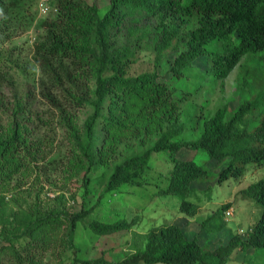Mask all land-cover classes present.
<instances>
[{
	"label": "trees",
	"instance_id": "trees-1",
	"mask_svg": "<svg viewBox=\"0 0 264 264\" xmlns=\"http://www.w3.org/2000/svg\"><path fill=\"white\" fill-rule=\"evenodd\" d=\"M33 5L34 0H0V43L34 30L28 48L39 74L34 94L58 112L67 127L72 170L84 169L85 177L103 168L99 176L106 181L96 204L124 186H143L147 171L153 168V156L159 155L166 158L167 167V183L160 195L178 199L180 213L194 218L198 205L192 201L196 198L192 183L214 179L223 183L240 177L248 164L262 165L264 82L249 80L252 70L264 78V0H109L102 15L95 1L49 0L58 14L40 19L31 12ZM143 51L155 53L154 70L130 75V67ZM5 52L0 51V64L14 68ZM168 53L174 55L171 62L165 60ZM245 57L256 67L249 71L248 62L243 66ZM237 67L243 71L237 79L239 102L233 110L224 104L205 114L207 104L195 105V122L173 120L182 116L185 105L196 102L204 88L223 83ZM162 68L164 74L159 72ZM4 80L0 74V85ZM11 97L10 104L0 99V212L10 182L17 175L20 179L29 175L41 143L27 125L28 93L24 101L15 94ZM83 110L87 116L78 125L76 113ZM169 112L173 116L155 142L137 152L118 151L120 137L130 129L144 133L142 128L147 130L150 121L164 120ZM3 116H7L5 123ZM146 133L149 136L152 131ZM187 133L193 138H180ZM184 150L203 152L217 163L216 169L223 167L216 173L193 160L179 159ZM240 195L261 209V217L216 248L189 240L177 225L168 224L150 229L141 245L116 263L82 259L75 247V232L92 209L81 205L71 212L62 205L45 212L20 210L12 215L13 224L0 216V258L10 264H46L45 249L63 236L61 244L73 254L71 264H229L237 250H264V179ZM230 206L208 216L202 228L207 233L221 231ZM139 219L93 220L87 227L97 237L108 236L131 230Z\"/></svg>",
	"mask_w": 264,
	"mask_h": 264
},
{
	"label": "rangeland",
	"instance_id": "rangeland-1",
	"mask_svg": "<svg viewBox=\"0 0 264 264\" xmlns=\"http://www.w3.org/2000/svg\"><path fill=\"white\" fill-rule=\"evenodd\" d=\"M41 1H47V14L43 15L38 10ZM50 1L53 2V0ZM80 1L87 3L95 1L101 15L109 5V0ZM48 3L49 0H34L31 12L34 13L36 19L52 15L50 13L57 16L58 13L52 11ZM34 35V30L31 28L24 34H17L13 39L6 38L4 43H0V51H8L3 54L8 55L6 57H10L15 64L14 68H10L5 62L0 64V74L6 78L3 85H0V99L3 103L10 104L13 94L22 97V101H24L25 95L28 93L31 113L27 125L33 129V135L41 139L40 150L36 152L37 160L31 163L33 168L29 169V175L22 179H20L21 175L14 177L9 184V191L4 193L6 205L0 212V216L4 217V220H8L6 224H13L14 216L12 215L19 213L20 210L27 212L29 209H36L45 212L47 209L64 208L62 205H65L64 209L73 212L78 211L81 205H84L85 208L92 209V213L84 222L79 223L75 232L74 243L75 247L80 249L79 257L82 259L103 258L110 263H116L123 259L125 254L131 252L135 245L140 246L143 242L142 237L152 228L175 224L183 231L187 239L195 238L200 245H206L212 249L220 243L226 244L238 230L253 227L259 220L261 209L257 208L252 201L244 200L240 192L256 181L264 179V162L262 165L248 164L240 177L231 178L223 183L218 182L217 179L206 183H192L190 187L196 190V198H192V201L198 205V214L194 218L180 213L178 199L160 195L159 190L167 183L165 178L167 167L166 158L159 155L153 156V168L147 171L143 186H124L117 192L106 195L100 204H96L106 181L105 177L99 176L103 172V168L97 169L85 177L83 176L84 169L72 170L69 165V160H73V155L70 154V133L58 112L40 102L34 94L33 85L39 78V74L38 69L30 60L31 51L28 49L34 41ZM173 56L168 53L165 60L171 62ZM245 59L246 57L241 62L243 66L249 63V60ZM154 65L155 53L143 51L139 53L137 62L130 67L129 74L135 76L152 72ZM199 66L202 68V63H199ZM248 67L250 71L256 67V64L250 62ZM164 69H160L159 72L164 74ZM242 71V67H237L223 83H213L209 85V88H204L203 92L196 97V102L193 105L191 103L185 105L182 116H174L173 120H181L186 123L190 120L195 122L197 114L195 105L207 104L205 114L213 113L217 107L224 104L233 110L239 102L236 89L237 79ZM255 72L253 70L250 72V83L264 82V78ZM192 77H197V75L193 73ZM7 79H10V83L7 82ZM76 115L78 116L77 124L81 125L87 116V111H79ZM171 116L173 115H170L169 112L164 120L153 119L149 122L147 130L145 127L142 128L145 130L144 133L141 131L129 132L132 131L130 129L120 137L122 142L118 151L121 153L137 152L146 148L157 140L159 130L165 127ZM2 121L5 123L7 116H3ZM148 131H152L149 136L146 133ZM180 138L190 140L193 137L187 133ZM177 157L193 160L199 165H204L207 169H216L217 163L209 161L203 152L195 153L184 150ZM45 164L46 168H40ZM222 167L216 169V173H219ZM227 204L231 205L227 211L232 213L231 216L225 215L227 211L224 214V220L228 221V224L226 223L221 231L207 233L202 228L205 219ZM135 216L140 217L139 223L131 230L108 236L97 237L87 227L93 220L111 223L122 218L129 221ZM60 229L64 231L66 226L62 225ZM61 237L55 245L45 249L44 262L46 264H60L63 261L66 264H71L72 251L67 249L66 245L61 244ZM10 263L5 257L0 258V264ZM229 264H264V250H248L246 252L237 250L232 254Z\"/></svg>",
	"mask_w": 264,
	"mask_h": 264
},
{
	"label": "built area",
	"instance_id": "built-area-1",
	"mask_svg": "<svg viewBox=\"0 0 264 264\" xmlns=\"http://www.w3.org/2000/svg\"><path fill=\"white\" fill-rule=\"evenodd\" d=\"M47 1H41V2H39V5H38V10H39V12L41 13V14H47V8H48V6H47V3H46ZM56 10H54V12H55ZM231 211H227L226 212V216H231Z\"/></svg>",
	"mask_w": 264,
	"mask_h": 264
}]
</instances>
